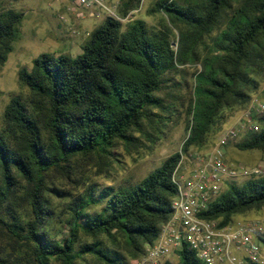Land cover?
Segmentation results:
<instances>
[{
    "label": "trees",
    "instance_id": "16d2710c",
    "mask_svg": "<svg viewBox=\"0 0 264 264\" xmlns=\"http://www.w3.org/2000/svg\"><path fill=\"white\" fill-rule=\"evenodd\" d=\"M141 2L120 0L117 18L107 15L75 57L41 53L18 72L32 99L12 98L2 114L0 264H132L170 216L180 159L207 146L264 77V0H155L158 27L130 17ZM23 17L0 11V69ZM186 66L197 67L180 104L175 78ZM185 104L179 152L132 186L90 185L64 218L55 213L50 199L62 196L52 174H66L78 157L109 159L138 138L154 143L148 130L161 133ZM257 121L239 150H264V118ZM228 185L203 218L224 226L264 207V176ZM179 263L203 264L186 245Z\"/></svg>",
    "mask_w": 264,
    "mask_h": 264
},
{
    "label": "rangeland",
    "instance_id": "374dc122",
    "mask_svg": "<svg viewBox=\"0 0 264 264\" xmlns=\"http://www.w3.org/2000/svg\"><path fill=\"white\" fill-rule=\"evenodd\" d=\"M119 1L105 0V4L108 7H115ZM154 1L142 0L139 10L130 17L143 19L149 26L158 27L161 14L149 12ZM73 5L71 0H0V11L11 9L24 14L22 22L17 26V39L12 44V50L0 69V128L3 124L4 108L12 98H19L25 105H31V93L19 82L18 72L21 69L29 70L33 59L41 53L64 54L71 57L80 54L81 45L87 40L89 33L107 16L106 12L98 7L90 9L77 7L76 12L71 13L68 8ZM93 12L97 13V16L89 15ZM173 34L176 38L175 30ZM196 67L186 66L185 72L175 78L181 83L179 93L183 96V100L180 104L187 101L193 86L192 74ZM250 96V101L245 108L237 110L224 121L221 132L244 121L246 113L254 114L255 107L258 104H264V77L258 78V87L252 91ZM185 106L186 104L183 109L177 108L179 115L175 116L174 121L166 128H162L161 133L152 134V131L148 130L151 135L158 137L154 138V143L138 138L140 145L126 148L119 144L109 159L78 157L72 160V166L67 169L66 174H52L50 181L62 196L52 195L50 199L55 213L64 218L68 204L82 195L90 185H98L99 189L132 186L159 167L168 156L179 152L186 138ZM254 117L258 124V118H264V114L258 116L255 114ZM220 131L211 137L207 146L198 150L191 148L189 154H205L217 141ZM246 135L227 146L225 160L230 164H239L249 168L258 167L264 176V150H239L236 147V144L240 143ZM244 182L245 178L241 177L233 181L235 185H241ZM228 188L229 185L225 184L219 195ZM255 221L264 225V207L234 216L232 224L247 225Z\"/></svg>",
    "mask_w": 264,
    "mask_h": 264
},
{
    "label": "built area",
    "instance_id": "2783aa9c",
    "mask_svg": "<svg viewBox=\"0 0 264 264\" xmlns=\"http://www.w3.org/2000/svg\"><path fill=\"white\" fill-rule=\"evenodd\" d=\"M69 12L77 7H98L108 16L117 18L115 7L105 0H71ZM97 13H91V16ZM264 114V104L255 113H246L244 121L220 132L215 144L205 154L183 156L172 173L176 194L171 201V213L161 226L158 238L146 245L141 257L132 264H180L179 253L184 245L192 250L203 264H264V225H220L219 220L205 219L209 204L219 195L225 184L238 178H258V167L230 164L225 149L238 138L259 131L254 115Z\"/></svg>",
    "mask_w": 264,
    "mask_h": 264
},
{
    "label": "crops",
    "instance_id": "0c3cea01",
    "mask_svg": "<svg viewBox=\"0 0 264 264\" xmlns=\"http://www.w3.org/2000/svg\"><path fill=\"white\" fill-rule=\"evenodd\" d=\"M89 15H91V13H90ZM90 17H91V16H90Z\"/></svg>",
    "mask_w": 264,
    "mask_h": 264
}]
</instances>
